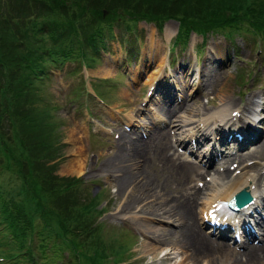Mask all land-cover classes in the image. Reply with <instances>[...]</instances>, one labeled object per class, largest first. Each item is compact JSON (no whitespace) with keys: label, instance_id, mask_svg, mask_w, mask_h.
Instances as JSON below:
<instances>
[{"label":"rangeland","instance_id":"1","mask_svg":"<svg viewBox=\"0 0 264 264\" xmlns=\"http://www.w3.org/2000/svg\"><path fill=\"white\" fill-rule=\"evenodd\" d=\"M32 1L3 0L1 11L6 22L0 29L1 38L6 35L20 36L19 32L24 30L26 22L27 8L28 16L32 13V7L35 13L44 14L51 24L61 22V16L76 17L82 25L73 31L81 42L96 40L101 44L105 40L107 46L101 50L103 53L100 57L88 49L95 60L90 65L76 52L78 58L67 62L61 71H54L49 78L29 87L20 86L19 76L10 74V84L21 98L18 100L17 125L12 128L10 124H0V185L10 191L17 188L23 191L18 204L29 200L24 219L30 239L28 245L27 242L24 244L25 256L22 248H19L25 240L19 238V242L16 241L7 227L3 232L0 226L3 234L0 242H8L0 249L1 255L5 251L4 258L8 260L0 259V264H8L9 260L15 264H157L156 258L143 253V244L150 243L151 239L136 227L112 218L113 210L118 207L116 188L109 187L96 171L112 152L118 130L132 131V128L134 131L137 128L136 123L133 125L128 120L131 114L136 117L135 120L138 119L133 113L135 103L140 108L152 110V115L161 117L159 107L147 100L162 102L165 106L172 88L177 90V95L195 96L201 106L209 110L223 107L220 102L212 106L216 96L211 88H207L210 81L199 82L197 69L207 61L214 60L221 85L228 88L222 96L234 98L237 102L244 99L245 102L252 94L262 96L264 42L253 34H237L234 42L230 43L222 35L209 37L206 43L201 37L193 35L189 48L172 52L179 31L178 22L168 21L162 31L147 22L129 23L127 20L130 17L124 11H132L133 8H122L129 0H59L61 4L48 0L43 2V10H34ZM108 5H115L116 8L110 10ZM169 22L176 23L173 26L177 28L170 42L165 38ZM98 32L101 38L95 36ZM152 35L165 50V78L160 83V92H155V87L147 83L149 74L156 71L158 66L148 61L149 56L152 58ZM42 46L49 47L45 43ZM216 50L221 51L220 56H215L217 61L212 59ZM108 58L114 59L115 73L109 78L96 76L95 73ZM80 60L84 63L82 66ZM191 67L189 78L184 80L188 84L185 92L169 86L175 82V77L171 78L170 75L175 74L178 79L177 74L189 71ZM136 68H139L138 75L133 82ZM128 86L136 93L134 103L124 97V90ZM19 87L21 91L17 90ZM167 106L175 105L171 103ZM28 116L39 120V130V126L28 130ZM199 118L196 117V120ZM71 130L82 138L88 152L87 170L81 176L63 173L69 160L67 142ZM181 151L184 152V149L178 148V153ZM137 155L140 161L147 160L146 167L151 178L163 181L169 167H166L161 153L152 147L151 154L142 151ZM163 168L168 170L164 171ZM17 170L22 173V179L10 176L9 172L17 173ZM176 197L180 198L181 194H176ZM5 202L6 196L0 193V210ZM198 207L200 212L203 205ZM163 225L169 226L167 223ZM171 227L175 228L174 225Z\"/></svg>","mask_w":264,"mask_h":264},{"label":"bare ground","instance_id":"2","mask_svg":"<svg viewBox=\"0 0 264 264\" xmlns=\"http://www.w3.org/2000/svg\"><path fill=\"white\" fill-rule=\"evenodd\" d=\"M173 25L176 26V23L169 22L165 29L168 42L177 32ZM158 42L152 35V58L149 56L148 61L158 66L156 71L149 74L147 82L155 86L157 92L160 91V83L165 78V50ZM219 55L221 51L216 50L212 59L217 61L215 56ZM192 68L182 75L177 74L178 83L175 74L170 75L171 78L175 77V82H171L169 86L173 85L185 92L188 84L184 80L189 78ZM217 68L214 60L207 61L199 68V82L210 81L207 88H211L216 96L212 106L215 107L220 102L223 107L209 110L201 106L200 101L192 95L184 94L178 100L177 90L172 88L169 95L175 99V106L156 103L162 111L161 117L150 115L151 111L142 109L135 103L133 113H136L138 119L135 120L136 117L131 114L128 120L129 123H138L141 127L138 126L137 133L119 129L112 152L96 171L97 176L104 178L109 187L116 188L118 207L113 210L112 218L136 227L151 239L150 243L143 244L144 255L149 254L154 259L165 252L164 258L157 260V264H264V132L260 131L262 127L264 130V116L258 118L260 112H264V93L262 96L252 94L245 102V99L237 102L234 98L222 96L228 88L221 85ZM138 70L139 68H136L134 71L133 82L137 79ZM115 71L114 59L108 58L95 75L109 78ZM180 81H183V87ZM124 93V97L129 101L134 100L136 93L131 86H128ZM170 96L167 102L174 103ZM196 117L200 118L196 120ZM140 131H144L146 139ZM231 132H239L244 136V141L237 142L232 149L234 151L229 150L230 140L226 137V134ZM68 136L69 160L63 173L81 176L87 170L88 152L75 130H71ZM184 136L186 138H183ZM193 140L197 142L196 152L200 159L204 156V145L209 142L219 140L221 147L226 149L213 150L209 162L210 165L219 163L215 170L208 171L200 164H195L178 154L177 146L188 147ZM152 147L161 153L166 167H169L163 181L151 178L146 167L147 160L140 161L137 155L142 151L147 155L151 154ZM246 147H249L247 151L242 152ZM248 160L254 161L255 164L243 168L244 172L233 178L237 170L231 169L232 163L238 162L245 166ZM208 176H212V180L206 184L205 191L201 190L197 183L204 181ZM241 191L251 193L253 203L238 218V228L246 225V219L251 223V227L243 231V252H237L227 242L214 240L211 233H205L203 230L206 226L204 215L216 208L220 202L231 200ZM176 194H181V197L177 198ZM199 204L204 207L201 220L197 215ZM163 223L176 227H165ZM235 223L234 220H229L231 226H235ZM254 228L260 230V235H263L260 246L252 244L253 240H256L252 231ZM220 233L219 238L224 239L225 234Z\"/></svg>","mask_w":264,"mask_h":264},{"label":"trees","instance_id":"3","mask_svg":"<svg viewBox=\"0 0 264 264\" xmlns=\"http://www.w3.org/2000/svg\"><path fill=\"white\" fill-rule=\"evenodd\" d=\"M44 1L48 0H33L34 10H43ZM120 2L126 1L121 0ZM2 3L3 0H0V29L6 22L1 11ZM55 3L61 4L59 0H55ZM127 3L123 4L122 8H133L132 11H124L130 17L128 22L152 23L161 29L164 23L169 20L178 21L180 33L175 43L176 46L178 44L187 46L192 33L207 37L212 33L230 34L242 28L251 33L258 34L259 31L264 33V0H129ZM108 8L114 10L116 7L108 5ZM30 11L32 13L27 16V8L24 30L19 32L20 36L0 37V113L12 128L17 125L16 114L18 100L21 96L16 93V88L11 86L10 74L19 76L20 86L29 87L40 78L47 66L54 65L60 60H73L77 58V53L79 58L89 61L90 65L95 61L91 57V51L100 57L101 50L106 46L105 40L101 44L96 40L81 42L77 38L75 30L73 31L75 27L78 29L82 25L81 20L76 17L63 18L61 16V22L57 21L51 24L44 14L35 13L32 7H30ZM55 25H57V29L53 30ZM50 29L53 30L51 40L57 47L53 51L47 52L48 48L42 46L44 41L41 38L48 31L50 33ZM95 36L101 38V33L98 32ZM86 49L91 51H84ZM17 90L21 91L20 87ZM28 119L30 121L28 130H33L36 126H39L38 130L40 129L41 125L38 119L29 116ZM16 174L20 179L23 178L20 171ZM22 192L19 188L18 191L6 196L7 202L1 205L0 223L4 227L3 232L7 227L16 241L19 242V238L22 241L25 240L22 245H19V248L24 250V244L30 234L28 235L23 210L25 207L28 208L29 200L18 204ZM7 243L6 241L4 246ZM0 249H2L1 246Z\"/></svg>","mask_w":264,"mask_h":264}]
</instances>
